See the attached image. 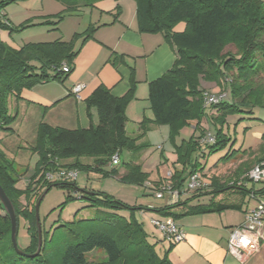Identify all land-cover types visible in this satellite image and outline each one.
<instances>
[{
	"label": "trees",
	"instance_id": "trees-1",
	"mask_svg": "<svg viewBox=\"0 0 264 264\" xmlns=\"http://www.w3.org/2000/svg\"><path fill=\"white\" fill-rule=\"evenodd\" d=\"M15 1L18 0H0V30L12 32L11 23L6 25L1 12ZM59 1L67 4V10L75 7L71 3L78 0ZM136 2L140 29L162 32L176 47L174 66L149 83V100L156 122L170 126L172 142L183 127L194 125V133L189 139L175 143L181 168L175 169L171 181L175 188L181 189L187 175L204 170L200 157L207 158L229 145L232 139L225 130L229 117L246 115L257 119L252 116L255 109L264 108V0ZM4 16L7 19L6 12ZM63 17L61 14L60 20L54 23L57 25ZM180 22L186 23L185 30L174 31ZM27 27L24 25L23 28ZM94 30L90 27L84 33L82 43L93 36ZM77 37L75 35L70 41L29 42L20 48L0 39V129H11L9 125L17 118L9 112L8 104L12 97L21 98L22 90L32 89L42 81L65 80L67 74L60 69L64 63L74 64L81 49L76 47ZM230 46L235 51L228 49ZM203 81L218 86L228 85L226 98L213 106L216 112L210 115L213 128L209 130L201 126L207 116L204 108L207 90ZM132 96L133 91L117 97L105 86L97 87L86 104L88 109H98L99 121L88 128L70 129L42 121L32 146L39 156L37 171L25 190L17 187L19 179L13 174L14 164L0 150V184L15 206L18 230L21 219L27 222L30 243L24 250L26 253L33 254L38 247L36 203L43 190L63 187L68 192V200L74 198V192H80L79 198L99 210L92 218H75L70 223L60 224L52 239L42 227L43 249L38 256L30 257L16 251L11 236V218L0 202V264H172L169 251L159 256L155 245L148 240L143 224L135 217V211L142 207L130 206L103 191L80 188L76 180L49 181L45 177L48 171L58 168V161L64 168L95 171L104 177L118 175L117 170L106 168L113 155L124 149L137 151L141 148L126 132V106ZM198 131L200 134L196 135ZM207 131L214 134V143L201 141ZM261 146L264 149V133ZM83 157L94 158V163H83ZM229 157L228 154L224 158L227 160ZM70 158L74 160L64 162ZM124 167L126 171L120 177L123 182L144 184L148 174L140 165L129 161ZM211 186L209 193L214 197L221 191L237 187L222 183L217 176L212 177ZM24 195L26 203L21 200ZM194 195L185 201L156 209L162 215L177 220L190 214L236 207L213 198L208 204L189 205L188 200ZM31 196L35 199L33 202ZM179 206L186 210L174 212ZM123 211H129L130 216H125ZM97 250L105 253L104 262L94 263L89 259L88 255Z\"/></svg>",
	"mask_w": 264,
	"mask_h": 264
},
{
	"label": "crops",
	"instance_id": "crops-1",
	"mask_svg": "<svg viewBox=\"0 0 264 264\" xmlns=\"http://www.w3.org/2000/svg\"><path fill=\"white\" fill-rule=\"evenodd\" d=\"M61 3L64 6V17L57 25L53 26V29L57 30L58 37L49 41L37 42H51L57 39L70 41L75 35H78L76 47H81L80 52L74 64L71 65V71L65 80L42 81L32 89L22 90L19 100L31 103L42 121L53 126L76 129L79 127L88 128L92 124L98 123V109L96 107L88 109L86 104L87 98L97 87L105 86L117 97L125 96L133 91V96L126 106V132L136 140V145H140L141 148L137 151L124 149L123 151L127 154L126 162L133 161L141 165L144 172L148 171L149 169L146 170L144 166L151 169L154 155L150 150L153 148H168L170 158L166 156L165 159L171 161V158L176 157L175 143L180 144L186 139H178V137L175 142H172L170 126L156 122L149 100V83L163 76L174 66L177 59L176 47L167 40L164 33L140 29L136 0H78L71 3L75 7L67 10V4ZM6 14L8 16L7 9ZM7 19L9 18L7 17ZM90 27L95 28L93 36L82 43L83 35ZM185 28L186 23L180 22L175 26L174 31L182 32ZM10 36V31L0 30V39L9 45H11L10 40H13ZM78 83L84 85L81 99H78L72 92L73 86ZM203 86L206 90L214 92L220 89L213 82L204 81ZM204 108L207 116L203 119L201 126L206 128L205 121H208L209 128H213L209 114L215 113L216 110L213 106L205 107L204 105ZM252 116L257 119H251L246 115L228 118L227 125L230 127V123L233 121L236 125L235 132L239 125L243 124L244 140L240 149H236L237 151L231 155L232 157L223 162L224 166L221 167L217 163L209 170L204 163L205 171L203 173L206 181L212 183L213 176L219 177L222 183L230 181V179L237 181L234 186L238 188L234 187L228 190L230 192L239 191L240 197L233 202L221 201V203L234 204L236 207L190 214L177 219L176 221L186 233V240L182 242H170L156 227L152 230L146 229L147 217L149 219L166 217L156 208L171 205L167 196L156 197V187L167 181V178L160 172H158V177H149L148 183L138 186L125 183L120 179L126 171L123 167L117 169L118 175H115L117 180L106 178L101 189H95L88 185L85 187L111 194L130 206L142 207L135 211V217L145 224L148 240L155 246H162L164 254L169 251V259L172 264H264V239L261 240L260 248L255 252L242 251L235 255L228 249L231 229L244 222L246 211L257 206L264 193V181L246 182L244 178L247 171L255 165L249 160V157L257 156L256 151L262 149L264 108L255 109ZM39 120L41 121V119ZM245 123L248 125H244ZM189 127L192 128L193 135L194 125ZM199 134L198 131L196 135ZM73 160L70 158L64 162L68 163ZM81 160L85 164L94 163V158L83 157ZM173 164L174 168L168 169V172L171 170L174 172L178 168L175 163ZM108 166L112 167L111 163ZM179 168L181 167L179 166ZM205 173L211 174V176L209 174L210 179L205 176ZM128 186L134 189L133 192L139 190L142 197L137 191L132 199H126L123 189ZM186 186L185 180L182 188ZM210 191L211 189H205L196 193L193 198L188 200L189 205L208 204L212 198L215 201H220L210 194ZM185 200L186 198L181 201ZM185 210L184 206H179L174 209V212L181 213ZM122 213L127 217L130 216L129 211Z\"/></svg>",
	"mask_w": 264,
	"mask_h": 264
},
{
	"label": "rangeland",
	"instance_id": "rangeland-1",
	"mask_svg": "<svg viewBox=\"0 0 264 264\" xmlns=\"http://www.w3.org/2000/svg\"><path fill=\"white\" fill-rule=\"evenodd\" d=\"M63 7V4L59 0H18L15 1L13 4L9 5L6 8L8 12L7 17L9 19H6V17L4 16L6 9L1 12V18L3 20H6V25H9L10 22L12 24V32L10 37L13 40H10V44L14 46H23L27 42L29 43L37 41H49L57 38V30L53 29V26H55L54 22L56 20H60V15L63 14L64 11ZM8 20H10V22ZM24 25H28V27L24 29ZM228 49L235 51V48L233 46H230ZM219 87L220 89L217 92L211 90L207 91L218 94H225L228 92L227 83H224L223 86ZM8 107L10 114L16 115L17 118L9 125L11 129H0V150L5 155V157L14 164L15 170L13 174L19 179L17 182V187L25 190L28 184L35 177L37 171V162L39 160V156L36 152L32 150V146L36 142L37 130L40 122H42V118H40L38 112L36 113L31 103L21 101L15 96L10 99ZM213 114L215 113H210L209 116ZM39 119H41V121ZM205 122L207 124V127H204V129H211L208 126V121ZM246 124L247 123H245L244 125ZM242 125H239L237 132H235L236 125L233 121L230 123V127L226 125L225 130L228 131V136L232 139L229 145L225 149L212 153L207 158L200 157L201 162L206 164L207 169L210 170V168L215 167V164L217 163L221 167L224 166V157L228 154L230 155V157H232L231 155H233V153L237 151L236 149H240L241 144L244 140ZM192 131V128L189 126L183 127L180 130V134L176 138L179 137L178 139H189L192 136ZM150 151L154 155V162L151 165V169L150 167L147 168V166H144L146 170L149 169L148 171H145L148 174V177L144 181V184H140V186H143L148 183L149 177H158V172H160L162 176L167 178L168 169L174 168L173 163H175L178 168L179 166L181 167V163L178 160V153L176 152V149V157L171 158V161L165 159L166 156L170 158L168 148H153ZM256 152L257 156L251 155L249 157V160L255 164L252 168L264 162H260L262 157L264 158V149L258 150ZM126 161L127 154L125 151H123L120 153V164L117 167L107 166V169L111 171L114 169L117 170L123 168L125 166ZM57 167H62L59 161ZM251 169L248 170L247 173L251 171ZM203 171H205V169ZM209 174L207 173L205 175L208 179H210ZM186 177V182L188 183L189 176L187 175ZM106 178L117 180L116 176L112 174L107 177H104L95 171L88 172L86 170H80L76 182L78 183L80 188H86L85 185H88L89 187H95V189H101L102 185L105 183L104 180ZM226 183L236 185L237 181L234 179H230V181H226ZM126 188L127 187H125L123 191L125 193L124 197L128 200L132 199V197L136 195L137 191L138 194H140L139 190L133 192L134 189H132V187L130 186H128L127 189ZM42 189L43 188H41L40 190ZM208 189H212V186H210ZM44 192L45 190H43L42 194ZM238 192L239 191L230 192V190H227L219 194L217 193L215 197H217V200H220L217 202H233L240 197V193ZM79 193L74 192L72 194L74 198L68 200L67 190L60 186H54L50 189V191L42 200L40 205V218L42 227L46 235H48L49 239L53 238L54 232L57 226H59L60 224L70 223L75 218H92L99 211L97 208L88 206L87 200L79 198ZM140 197H142L141 194ZM30 199L32 202L35 200L34 196H31ZM21 200L23 203H26V196H22ZM159 201L161 202V199H159ZM145 224L147 230L155 229V226L151 224V219H149L148 217ZM145 224H143V226ZM16 238L18 247L23 249V251L27 249L30 243V236L27 230V222L24 219L20 220L19 230L17 223ZM37 248L34 249V253L37 251ZM155 251L161 257L165 255L162 252V246L160 245L155 246ZM88 257L91 262L94 263H101L106 260V255L102 250H97L92 254L88 255Z\"/></svg>",
	"mask_w": 264,
	"mask_h": 264
},
{
	"label": "built area",
	"instance_id": "built-area-1",
	"mask_svg": "<svg viewBox=\"0 0 264 264\" xmlns=\"http://www.w3.org/2000/svg\"><path fill=\"white\" fill-rule=\"evenodd\" d=\"M63 73L68 74L71 71V66L64 63L60 69ZM84 85L76 84L72 88V92L78 99H81V92ZM226 98V94H218L210 91L204 93V105L215 106ZM203 143H214L215 136L211 131H207L201 140ZM112 166L120 164V154L117 152L113 155L111 161ZM79 170L76 168L58 167L55 170L48 171L45 174L49 181L68 180L75 181L79 176ZM173 171L168 172L167 181L156 187V197H168L171 204H174L183 199H187L192 195L208 189L211 182L205 180L203 172L196 171L189 176V181L186 187L181 189L175 188L170 181L173 176ZM245 181L259 183L264 181V162L256 165L245 175ZM152 225H154L164 236L165 239L172 243H179L186 240V233L183 227L172 216L164 218H152ZM264 239V193L259 199L258 205L249 209L245 213L244 222L241 225L235 226L231 229L228 239L229 252L235 255L240 252H255L260 248L261 240Z\"/></svg>",
	"mask_w": 264,
	"mask_h": 264
},
{
	"label": "water",
	"instance_id": "water-1",
	"mask_svg": "<svg viewBox=\"0 0 264 264\" xmlns=\"http://www.w3.org/2000/svg\"><path fill=\"white\" fill-rule=\"evenodd\" d=\"M49 190H45V192L40 196L36 203V220H37V226H38V232H39V241H38V248L37 251L33 254H28L25 251H23L21 248L18 247L17 238H16V230H17V212L15 209V206L10 199V197L7 195L5 189L0 184V202L2 203L3 207L5 208V212L7 215L10 216L11 222H12V242L16 249V251L25 256L30 257H36L41 253L42 246H43V232H42V223L40 218V205L44 197L47 195Z\"/></svg>",
	"mask_w": 264,
	"mask_h": 264
}]
</instances>
